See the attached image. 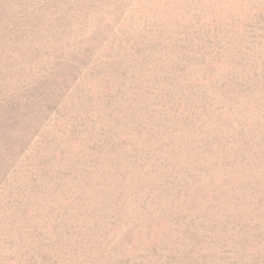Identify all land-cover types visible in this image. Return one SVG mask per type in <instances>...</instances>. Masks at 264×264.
Returning <instances> with one entry per match:
<instances>
[{"label":"rangeland","instance_id":"rangeland-1","mask_svg":"<svg viewBox=\"0 0 264 264\" xmlns=\"http://www.w3.org/2000/svg\"><path fill=\"white\" fill-rule=\"evenodd\" d=\"M0 264H264V0H0Z\"/></svg>","mask_w":264,"mask_h":264}]
</instances>
